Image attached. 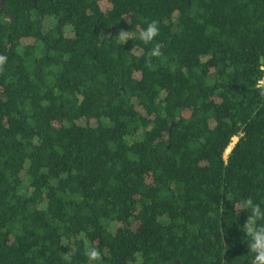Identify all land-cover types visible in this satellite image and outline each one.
I'll use <instances>...</instances> for the list:
<instances>
[{"label":"trees","instance_id":"obj_1","mask_svg":"<svg viewBox=\"0 0 264 264\" xmlns=\"http://www.w3.org/2000/svg\"><path fill=\"white\" fill-rule=\"evenodd\" d=\"M0 58V264H250L264 0H0Z\"/></svg>","mask_w":264,"mask_h":264},{"label":"clouds","instance_id":"obj_2","mask_svg":"<svg viewBox=\"0 0 264 264\" xmlns=\"http://www.w3.org/2000/svg\"><path fill=\"white\" fill-rule=\"evenodd\" d=\"M131 31L121 32L119 39L125 44L130 39ZM159 35V24L152 21L146 28L139 33V39L144 44H151ZM150 57H159L161 55V45L156 43L151 48ZM6 58H0V64L4 63ZM264 94V93H262ZM240 213L247 214V221L243 227L246 234L250 264H264V206L254 203L251 199L242 200L239 204ZM88 264H100L101 252L95 247H89L86 251Z\"/></svg>","mask_w":264,"mask_h":264},{"label":"built area","instance_id":"obj_3","mask_svg":"<svg viewBox=\"0 0 264 264\" xmlns=\"http://www.w3.org/2000/svg\"><path fill=\"white\" fill-rule=\"evenodd\" d=\"M263 70V76L262 78L258 81L257 87L261 88L264 90V66L261 68Z\"/></svg>","mask_w":264,"mask_h":264},{"label":"rangeland","instance_id":"obj_4","mask_svg":"<svg viewBox=\"0 0 264 264\" xmlns=\"http://www.w3.org/2000/svg\"><path fill=\"white\" fill-rule=\"evenodd\" d=\"M236 141H237V139L235 138V139L233 140L232 144L227 148V150H226V152H225V156H224L225 159H226L227 155L229 154V152L231 151V149H232L234 143H236Z\"/></svg>","mask_w":264,"mask_h":264},{"label":"water","instance_id":"obj_5","mask_svg":"<svg viewBox=\"0 0 264 264\" xmlns=\"http://www.w3.org/2000/svg\"><path fill=\"white\" fill-rule=\"evenodd\" d=\"M113 31V30H112Z\"/></svg>","mask_w":264,"mask_h":264}]
</instances>
